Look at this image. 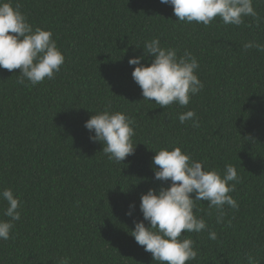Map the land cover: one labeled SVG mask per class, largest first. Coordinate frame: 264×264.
Segmentation results:
<instances>
[{"label":"trees","instance_id":"obj_1","mask_svg":"<svg viewBox=\"0 0 264 264\" xmlns=\"http://www.w3.org/2000/svg\"><path fill=\"white\" fill-rule=\"evenodd\" d=\"M12 3L34 29L53 33L65 62L54 79L35 86L18 83L19 69L0 68V191L11 188L22 203L13 238L0 240V264H57L61 257L71 264H158L130 231L143 220L141 195L168 186L154 179L155 152L174 147L222 174L231 164L240 179L230 194L239 208L225 205L222 223L215 208L197 202L217 239L207 230L182 233L198 251L186 264H248V256L264 264V52L243 49L249 41L264 44V0H253L259 22L247 17L233 26L216 18L207 27L177 22L160 0ZM155 37L198 59L204 89L187 107L143 100L133 80L129 59ZM109 104L135 121L137 146L121 164L84 127ZM188 110L198 128L179 122ZM6 206L0 201V219H7Z\"/></svg>","mask_w":264,"mask_h":264},{"label":"clouds","instance_id":"obj_2","mask_svg":"<svg viewBox=\"0 0 264 264\" xmlns=\"http://www.w3.org/2000/svg\"><path fill=\"white\" fill-rule=\"evenodd\" d=\"M170 5L177 22L198 23L205 27L216 18L225 25L240 26L245 18L260 17L253 6V0H160ZM143 54L129 59L135 83L141 89L143 100L160 105L165 109L172 104L187 107L193 96L204 89L198 76L200 68L197 57L189 50L178 55V49L164 47L159 37L144 42ZM255 48L264 52V44L249 41L243 49ZM149 63H142L144 60ZM65 62V56L58 47L53 33L29 23L20 5L13 6L12 0H0V68L9 72L19 69L18 83L35 86L45 79L52 80ZM179 122L191 121L193 128L200 126L194 110L181 113ZM135 121L123 112L111 111V104L91 115L84 123L93 143L103 145L102 152L117 164L133 155L137 144L133 143ZM155 166H159L158 169ZM154 179L165 182L167 187L149 189L140 197L142 221H133L130 235L144 251L151 253L158 264H186L198 257L195 241L182 233L208 231L210 240L217 239V233L209 230L203 217L198 215V203L207 202L208 207L219 213L217 223L223 222L225 205L238 210L237 201L230 195L240 182L236 168L229 164L223 174L215 168H208L203 161L192 158L181 147L171 150L162 148L153 157ZM0 201L6 202L0 219V240L12 237L15 222L21 219L22 203L11 188L0 191ZM135 204L129 205L126 213L133 215ZM147 222V224L145 223ZM248 264H257L248 256ZM57 264H71L70 258L61 257Z\"/></svg>","mask_w":264,"mask_h":264}]
</instances>
